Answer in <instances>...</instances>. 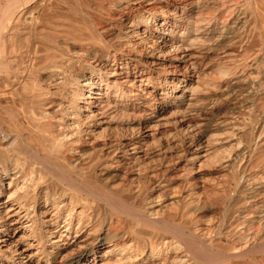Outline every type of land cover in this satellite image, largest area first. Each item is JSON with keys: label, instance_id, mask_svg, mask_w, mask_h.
Instances as JSON below:
<instances>
[{"label": "bare ground", "instance_id": "obj_1", "mask_svg": "<svg viewBox=\"0 0 264 264\" xmlns=\"http://www.w3.org/2000/svg\"><path fill=\"white\" fill-rule=\"evenodd\" d=\"M0 264H264V0H0Z\"/></svg>", "mask_w": 264, "mask_h": 264}, {"label": "rangeland", "instance_id": "obj_2", "mask_svg": "<svg viewBox=\"0 0 264 264\" xmlns=\"http://www.w3.org/2000/svg\"><path fill=\"white\" fill-rule=\"evenodd\" d=\"M228 111H230V110H226V109L225 110H222L221 111V115L228 113Z\"/></svg>", "mask_w": 264, "mask_h": 264}]
</instances>
